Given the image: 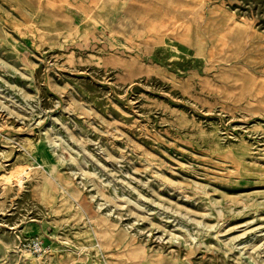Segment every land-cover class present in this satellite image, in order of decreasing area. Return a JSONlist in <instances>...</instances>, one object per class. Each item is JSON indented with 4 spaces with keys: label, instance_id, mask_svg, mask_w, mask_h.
Returning a JSON list of instances; mask_svg holds the SVG:
<instances>
[{
    "label": "rangeland",
    "instance_id": "obj_1",
    "mask_svg": "<svg viewBox=\"0 0 264 264\" xmlns=\"http://www.w3.org/2000/svg\"><path fill=\"white\" fill-rule=\"evenodd\" d=\"M0 264H264V0H0Z\"/></svg>",
    "mask_w": 264,
    "mask_h": 264
},
{
    "label": "bare ground",
    "instance_id": "obj_2",
    "mask_svg": "<svg viewBox=\"0 0 264 264\" xmlns=\"http://www.w3.org/2000/svg\"><path fill=\"white\" fill-rule=\"evenodd\" d=\"M48 125H50V124H48ZM6 179L8 178V179H13V182H14V180H15V178L14 177H16L17 179V181L16 182H18V184H20V186H21V184L23 183L22 182V178H20V176H16L15 174H13L12 172L11 173H8V174H6ZM7 179V180H8ZM11 182V181H10Z\"/></svg>",
    "mask_w": 264,
    "mask_h": 264
},
{
    "label": "built area",
    "instance_id": "obj_3",
    "mask_svg": "<svg viewBox=\"0 0 264 264\" xmlns=\"http://www.w3.org/2000/svg\"><path fill=\"white\" fill-rule=\"evenodd\" d=\"M33 245L35 247V250L40 252V250L42 249L41 245L39 243H34Z\"/></svg>",
    "mask_w": 264,
    "mask_h": 264
}]
</instances>
